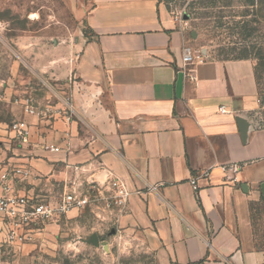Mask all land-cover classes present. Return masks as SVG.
<instances>
[{"label":"crops","instance_id":"crops-1","mask_svg":"<svg viewBox=\"0 0 264 264\" xmlns=\"http://www.w3.org/2000/svg\"><path fill=\"white\" fill-rule=\"evenodd\" d=\"M78 13L89 37L51 51L50 70L13 63L0 80V174L27 172L16 193L47 201L119 180L132 192L119 223L171 264H264L250 214L264 194L254 62L185 66L196 49L164 0H90ZM19 121L28 143L10 128Z\"/></svg>","mask_w":264,"mask_h":264},{"label":"rangeland","instance_id":"rangeland-1","mask_svg":"<svg viewBox=\"0 0 264 264\" xmlns=\"http://www.w3.org/2000/svg\"><path fill=\"white\" fill-rule=\"evenodd\" d=\"M89 1L0 0V80L11 76L13 63L23 68L31 66L29 62L34 67L44 63L50 70V58L54 56L51 51L89 37L78 17L79 9L88 6ZM164 2L176 26L188 33L196 50L214 59L245 57L254 62L262 104L255 120L264 125V0ZM26 52H30L29 59ZM41 53L42 58L36 60L34 56ZM34 67L31 73L46 83L44 88L50 93L53 82L47 77L49 73ZM83 188L90 190L89 186L76 190ZM262 198L264 194L257 202ZM107 201L91 194V203L85 210L55 218L41 235L21 246L4 243L0 237V264H171L163 254L152 251L137 231L124 228L117 210ZM255 225L256 244L264 250L262 203L258 205Z\"/></svg>","mask_w":264,"mask_h":264},{"label":"built area","instance_id":"built-area-1","mask_svg":"<svg viewBox=\"0 0 264 264\" xmlns=\"http://www.w3.org/2000/svg\"><path fill=\"white\" fill-rule=\"evenodd\" d=\"M206 58L202 51L186 48L183 63L185 66L196 65L205 62ZM28 114L40 115L33 105H30ZM67 119L70 120V116H67ZM10 128L15 132L17 139L23 143L29 142L30 126L26 122H15ZM45 148L51 152L59 151L57 147ZM232 170L236 172L238 167L233 166ZM28 175L21 170L0 174V233L3 234L2 241L11 246H21L33 241L55 218L71 211L85 210L91 203V194H94L97 200L108 198L107 202L113 205L119 214H124L130 205L132 192L119 180H108L105 185L92 184L89 186L90 190L83 188L65 192L53 202L30 195L21 196L16 193L14 184L16 179ZM192 184L197 190L195 179L192 180Z\"/></svg>","mask_w":264,"mask_h":264},{"label":"trees","instance_id":"trees-1","mask_svg":"<svg viewBox=\"0 0 264 264\" xmlns=\"http://www.w3.org/2000/svg\"><path fill=\"white\" fill-rule=\"evenodd\" d=\"M231 4L230 1H228V5ZM236 59H248V58H245V57H241V58H236ZM221 60H230V59H221ZM259 203H262L264 204V198H262L260 200V202H257V201H253L251 202L250 204V214H251V222H252V228H253V234H254V238H256V225H255V217L257 215V209H258V205ZM256 240V239H255ZM262 252H264V250H262V248H259Z\"/></svg>","mask_w":264,"mask_h":264},{"label":"water","instance_id":"water-1","mask_svg":"<svg viewBox=\"0 0 264 264\" xmlns=\"http://www.w3.org/2000/svg\"><path fill=\"white\" fill-rule=\"evenodd\" d=\"M94 243H97V241H94Z\"/></svg>","mask_w":264,"mask_h":264}]
</instances>
